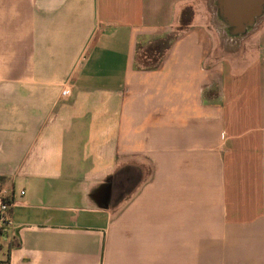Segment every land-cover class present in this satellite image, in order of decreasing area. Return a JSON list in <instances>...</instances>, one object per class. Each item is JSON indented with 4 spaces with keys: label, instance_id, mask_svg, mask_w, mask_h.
<instances>
[{
    "label": "crops",
    "instance_id": "obj_1",
    "mask_svg": "<svg viewBox=\"0 0 264 264\" xmlns=\"http://www.w3.org/2000/svg\"><path fill=\"white\" fill-rule=\"evenodd\" d=\"M209 1L0 0V260L264 264V20L230 38Z\"/></svg>",
    "mask_w": 264,
    "mask_h": 264
},
{
    "label": "water",
    "instance_id": "obj_2",
    "mask_svg": "<svg viewBox=\"0 0 264 264\" xmlns=\"http://www.w3.org/2000/svg\"><path fill=\"white\" fill-rule=\"evenodd\" d=\"M215 18L222 32L230 38L246 35L257 21L264 16V0H214ZM101 192H110V184H105ZM107 207L109 198H102Z\"/></svg>",
    "mask_w": 264,
    "mask_h": 264
},
{
    "label": "trees",
    "instance_id": "obj_3",
    "mask_svg": "<svg viewBox=\"0 0 264 264\" xmlns=\"http://www.w3.org/2000/svg\"><path fill=\"white\" fill-rule=\"evenodd\" d=\"M193 11L190 8H185L180 15V24L176 32L167 35L165 37L157 38L150 43L139 42L137 45L135 69L139 71H156L161 66L166 52L169 50L173 42L185 26L192 20ZM219 29L222 31V27L219 25ZM7 182V178L0 176V189L4 188ZM9 203H12L11 198L7 199ZM12 208V207H11ZM11 208L8 209L9 216L11 218ZM7 227H0V240L2 236L6 235ZM12 243L7 248V256L5 260H0V264L10 263V250ZM1 248V245H0Z\"/></svg>",
    "mask_w": 264,
    "mask_h": 264
},
{
    "label": "built area",
    "instance_id": "obj_4",
    "mask_svg": "<svg viewBox=\"0 0 264 264\" xmlns=\"http://www.w3.org/2000/svg\"><path fill=\"white\" fill-rule=\"evenodd\" d=\"M63 96H67L69 94V90H64L62 92ZM11 198L9 193L4 189H0V227L8 226L11 224V218L8 213V209L12 207L13 202L9 203L7 199ZM6 230H4L5 232Z\"/></svg>",
    "mask_w": 264,
    "mask_h": 264
},
{
    "label": "rangeland",
    "instance_id": "obj_5",
    "mask_svg": "<svg viewBox=\"0 0 264 264\" xmlns=\"http://www.w3.org/2000/svg\"><path fill=\"white\" fill-rule=\"evenodd\" d=\"M209 9H210V11H211V14H212V18H213V20H212V26L214 27V28H216V29H219V23L217 22V20H216V18H215V7H214V0H210L209 1ZM264 20V16L262 17V18H260L258 21H257V25H256V28H257V26H258V24H260L262 21ZM255 28V27H254ZM218 32V31H217ZM220 32H222L221 30H220ZM219 52H223L222 50H218L216 53H215V57H218L219 56ZM224 53H222V55H221V58H223V57H225L224 55H223ZM234 54V53H233ZM232 62H234V56H232L231 54H225ZM150 168L149 167H147V169H146V172L148 173V172H150V170H149Z\"/></svg>",
    "mask_w": 264,
    "mask_h": 264
}]
</instances>
